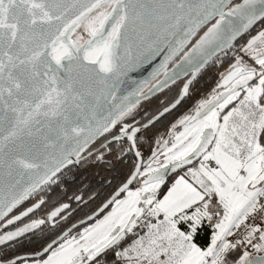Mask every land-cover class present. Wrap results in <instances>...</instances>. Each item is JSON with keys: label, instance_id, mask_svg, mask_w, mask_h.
<instances>
[{"label": "water", "instance_id": "water-1", "mask_svg": "<svg viewBox=\"0 0 264 264\" xmlns=\"http://www.w3.org/2000/svg\"><path fill=\"white\" fill-rule=\"evenodd\" d=\"M108 1L111 0H0V220L39 190L54 173L104 150L113 139L80 157L119 116L189 76L169 106L131 130L130 145L137 162L127 181L72 230L99 216L139 177L143 160L135 135L175 111L209 62L249 36L264 20V0H242L233 7L236 0H117L95 35L77 49L75 42L68 43L69 55L55 63L50 58L51 49ZM119 22L110 50V69L104 74L98 64L86 63L82 56L88 43L103 44ZM263 35L264 30L250 36L229 69L240 66ZM255 80L256 77L248 79L232 92ZM228 96L229 92L222 94L197 117L205 116ZM185 122L181 121L178 127ZM215 136L214 127L207 126L189 154L150 172L140 184L160 182V185L144 197H154L169 178L199 162ZM263 182L264 170L254 186ZM29 213L8 220L6 226ZM124 235L125 230L105 249ZM50 247L17 260L40 257ZM247 264H264V251L251 255Z\"/></svg>", "mask_w": 264, "mask_h": 264}, {"label": "crops", "instance_id": "crops-1", "mask_svg": "<svg viewBox=\"0 0 264 264\" xmlns=\"http://www.w3.org/2000/svg\"><path fill=\"white\" fill-rule=\"evenodd\" d=\"M263 87L264 74L253 87H245L241 97L233 100V106L227 105L226 111L221 113L223 123L219 125L210 148L211 157L202 159L175 176L164 196L154 203H148L149 219L140 227L142 232L123 249L122 256L127 264H247L250 256L243 247H229L226 238L232 227L253 209L262 184L254 186L264 170V159L257 153L262 147L258 143L256 157L250 158L249 169L246 168L249 172H245L244 182L238 186V176L243 171L245 160L242 144L227 145L226 142L234 143L231 134L242 130L238 122L242 123L251 109L248 102L250 88H260L261 91ZM256 113L262 114L264 123V104H257ZM261 125H258V130ZM263 127L259 130L258 142ZM236 152L238 157L231 160ZM206 166L211 170L207 171ZM214 175L221 184L215 189L212 185ZM217 204L221 210L219 220L213 226L210 245L201 249L193 242L195 231L192 225L198 220V214L202 215L200 221H210L211 209L216 208ZM180 221L187 222L186 231L180 228ZM263 251L264 242L260 253Z\"/></svg>", "mask_w": 264, "mask_h": 264}, {"label": "flooded vegetation", "instance_id": "flooded-vegetation-1", "mask_svg": "<svg viewBox=\"0 0 264 264\" xmlns=\"http://www.w3.org/2000/svg\"><path fill=\"white\" fill-rule=\"evenodd\" d=\"M237 1L238 0L234 2L232 7L242 2V0L239 2ZM213 24L214 22L212 23V25ZM206 29L207 28L203 29L197 36L200 37L206 31ZM262 30H264L263 22L257 25L250 32L249 36L245 37L246 40L250 36H254L256 33ZM197 36L193 39L192 43L186 49V51L199 39V37L197 38ZM261 42H264V35L249 50V55L245 57L242 60L241 65L238 66L244 70L243 73H248L250 71H253L252 70L253 67H255V65H259V63H256V61L254 62L252 58L253 57L255 58L257 57V55H259L257 52H261L262 49L260 45ZM80 45L81 44L78 43L74 44L76 49L79 48ZM185 52L182 53V55L178 59H176L169 68L174 66L179 61V59L185 54ZM206 69L209 70L211 68H206ZM231 71L232 69H229V67L227 69H224V73H223L224 75L222 80ZM200 75L197 76L195 81L200 78ZM188 78L189 76H186L185 78L178 80L181 81L180 90ZM158 80L159 78L156 79L151 84V86L155 84ZM195 81L192 83V85L195 83ZM242 83L244 82L239 83V85ZM243 89L244 88L240 90ZM233 90L225 91L222 94L229 92V96H230L231 94L235 93L232 92ZM220 96H217L215 99L212 97L210 101L205 105L199 104L197 111L195 113L196 115L195 118L197 119L198 118L197 116L211 102H213ZM139 103L134 107H132L131 109H129L128 111H126L125 113H123L113 122L112 126L105 131L107 132V136H108L107 139H105L102 143H100L98 147H100L103 143H105L110 139H113V142L116 143H119L121 140H127L130 142V139L132 138L130 137L131 130L135 127H140L147 122L146 121L143 124H138L137 121H131L138 112ZM189 121L190 119L186 120V122ZM181 130L182 127H178L177 125V127L173 131L168 129L165 132V136L167 137L164 144L163 152L167 148L166 147L167 145L170 146L171 145L170 143H173V139H175V137L178 136ZM196 131L197 133L194 132V135L196 136L197 134H199V140H200V136L203 129L202 130L196 129ZM142 132L135 135L134 139L136 142L141 141ZM168 137H170V139ZM113 142H111L109 145H111ZM109 145L106 148H108ZM97 148L83 151L80 157L87 155L88 153L96 150ZM163 152L160 155H158V157L152 160V162L148 167L150 168L149 172L144 173L145 177L150 172L168 164V163L165 164L161 163V156ZM177 159L178 158L176 157V160ZM143 172L140 171L139 177L144 175ZM67 176H72V174H64L63 177L59 175L52 182L49 181L50 182L49 185L40 188L36 192L30 194L23 202H21L8 215H6L4 218L0 220V264H5L7 262L17 260L18 258L21 257L37 255L41 253L48 245H51V247L44 255L37 258H23L21 260H17L13 264H123L122 253L124 248L123 249L120 248V243L127 235H129L128 229L130 228L131 223L134 221V216L131 217V219H129L127 223L123 225L121 224L120 219L117 220L114 219L112 220L111 223H109L108 214L110 212L112 205L114 204L113 203L108 209L103 211L99 216H97L93 220L72 230V227L74 225H76L80 221L92 215L102 205H100L92 213L82 217V213L77 212V203L82 201L84 198L80 195H77V193H75L74 191H72V187L65 186V184H67L68 182L66 180ZM152 184H156L155 187L153 188V192H155L156 189L159 187L160 182L152 183ZM140 187L143 186L140 185ZM152 198L154 199V197ZM142 207L143 210L145 211L149 208V204L144 202L142 203ZM26 211H30V213L26 217H24L22 220H19L16 223L9 224L8 226H6V222L8 220L12 218H16L18 215ZM124 230H125L124 237L121 238L114 246L105 249Z\"/></svg>", "mask_w": 264, "mask_h": 264}, {"label": "trees", "instance_id": "trees-1", "mask_svg": "<svg viewBox=\"0 0 264 264\" xmlns=\"http://www.w3.org/2000/svg\"><path fill=\"white\" fill-rule=\"evenodd\" d=\"M239 1L241 0L237 2ZM262 22L264 23V20ZM78 32V35L82 34L83 39L81 41L78 40L77 35L73 40L75 43L83 44L89 39V36L84 33L82 28L79 29ZM198 37L199 36H197V38ZM240 42L244 45L246 38H243ZM235 58L236 57L225 61L220 67L204 70L200 78L197 79L189 89L188 96L183 103L175 111L166 115L156 124L142 132L141 141L136 142L137 150L140 151L143 160L141 172L147 169L152 160L163 152L167 137L165 136V132L168 129L173 131L180 121L188 120L193 117L199 104L205 105L210 101L214 95V90L220 87L224 69H227L229 65L234 62ZM255 58H252L254 62ZM260 68V65H255L252 70L256 71ZM258 79L259 77H256L253 84H255ZM180 87L181 81H176L169 87L161 90L157 95L142 100L138 105L139 109L136 116L131 121H137L138 124H143L151 119L176 99ZM233 104L234 103H231L230 107L233 106ZM259 104H264V90L260 97ZM107 137V132L100 134L87 148H85V150L97 148ZM168 138L170 139V137ZM260 144L264 146V128L260 135ZM136 162L137 159L130 142L121 140L119 143L113 142L108 148L94 157L83 162L72 164L71 167H68L59 175L63 177L64 174H72V176L66 177L68 182L65 186L72 187V191L84 198L77 203V212L82 213V217H84L95 211L127 181L136 166ZM181 173L182 171L173 175L168 180L166 185L154 196V201L160 200L164 196L172 179ZM144 177L145 174L140 176L130 189L140 187V182ZM211 211V220L209 222H202L193 234V242L201 249H205L210 245L213 226L219 220L221 214L218 204L216 208L211 209ZM180 228L184 231L187 230L182 224H180ZM140 232H142V230H138L137 235ZM137 235H127L121 241L120 248H125Z\"/></svg>", "mask_w": 264, "mask_h": 264}, {"label": "rangeland", "instance_id": "rangeland-1", "mask_svg": "<svg viewBox=\"0 0 264 264\" xmlns=\"http://www.w3.org/2000/svg\"><path fill=\"white\" fill-rule=\"evenodd\" d=\"M117 0H111L106 2L104 5H102L100 8L95 10L91 13L89 17H87L84 22L79 26L74 33L71 35L70 39L71 42H74V37L78 35V30L83 29L84 33L89 36L90 38L95 35L97 30L103 25L105 18L108 16L109 12L111 11L113 5L116 3ZM119 24L113 29L109 37L103 42V44L108 49H112L113 43L115 40V37L118 33ZM78 32V33H77ZM78 40H82L83 36L82 34L78 35ZM262 49L261 52H257L259 55H257V58H255L256 63H259V65H262V68L256 71H250L248 73H243V69L240 67L232 69L230 73L227 74V76L221 81L220 87L218 89L214 90V95L212 96L214 99L217 96H220L225 91H231L235 89L239 83L248 81V78L251 77H259L264 74V42L260 43ZM254 84L248 85L247 87H253ZM250 94L248 97V102L251 105V109L248 112V114L245 116L244 120L239 121L238 124L241 126V131L236 132L235 135L231 134L230 137H232L233 141L226 142L227 145H234L241 146V150H243V155L245 157L244 160V167L243 171L238 176L237 185L240 186L241 183L244 182V174L245 172L248 173L249 166H250V158L256 157V150H258L257 145L260 144V136H259V142L257 140V136L259 134L260 128L264 125L262 114L256 113L257 110V104L259 103L260 97L262 95V92L264 90L260 91V88H250ZM245 92V90H240L238 92H235L231 94L229 97L226 98L225 101H223L220 105H218L216 108L212 109L209 113H207L205 116L200 117V119H196V115L190 118L189 122H185V124L182 126V130L178 134V136L173 139V143H170L171 145H167L165 151L163 152L161 156V163H170L174 160H176V157L178 159L186 156L189 154L198 144L199 137L197 135H194V132L197 133V130H202L206 128L207 126L212 125L215 130V134L218 130V127L220 124L223 123L222 120H220L221 113L223 111H226L227 105H231L233 100H237L239 97H241V94ZM258 100V102H257ZM257 102V104H255ZM255 104V107L253 108V105ZM255 110V111H254ZM180 123V122H179ZM262 124L257 129L258 125ZM264 128V127H263ZM262 133V131H261ZM261 135V134H260ZM261 145V144H260ZM262 147L261 151H258L257 153L260 155L261 159H264V146ZM238 150V149H237ZM211 157L210 150L202 157V159H209ZM238 157L237 152L235 155L231 156V160H235ZM241 157V156H240ZM201 159V160H202ZM200 160V161H201ZM72 164L68 165L66 168H64L61 172L56 174L50 182H52L56 177L59 176V174L63 173L65 169L68 167H71ZM191 168V167H190ZM206 166L207 171H210L211 169ZM189 168L183 170L184 172L187 171ZM150 168L145 169L144 173L149 172ZM182 171V172H183ZM212 185L213 189L219 188L221 186L217 175L213 176ZM46 184L43 187H46ZM156 184H150L139 188H132L126 191V193L116 200L114 204L112 205L110 212L108 214L109 223L112 222L114 219H120L121 224L127 223L131 217L134 216V221L131 223L130 228L128 229L129 235H137L138 230H140V227L149 219V213L148 210H143L142 203H154L153 198H144V195L146 192L153 193V188ZM144 212V214H143ZM202 218L201 214H198L197 219L195 220V224L192 225L193 231H195L205 220L200 221ZM211 220V218H210ZM209 222V221H206ZM180 224L185 225L187 222H179ZM136 229V230H135ZM192 231V232H193ZM130 244V243H129ZM123 264H127V261L122 259Z\"/></svg>", "mask_w": 264, "mask_h": 264}, {"label": "built area", "instance_id": "built-area-1", "mask_svg": "<svg viewBox=\"0 0 264 264\" xmlns=\"http://www.w3.org/2000/svg\"><path fill=\"white\" fill-rule=\"evenodd\" d=\"M243 43L229 46L209 62L207 68L220 67L225 61L238 56ZM140 152V151H139ZM264 242V183L259 186L251 213L236 223L226 238L229 247H243L249 256L260 253Z\"/></svg>", "mask_w": 264, "mask_h": 264}, {"label": "bare ground", "instance_id": "bare-ground-1", "mask_svg": "<svg viewBox=\"0 0 264 264\" xmlns=\"http://www.w3.org/2000/svg\"><path fill=\"white\" fill-rule=\"evenodd\" d=\"M75 30H73L70 35L64 39H61L58 41V43L51 49L50 51V58L55 62L59 63L61 59H64L69 55V50L67 48V44L71 42V35L74 33ZM110 49L106 48L104 44L101 45H95L92 43H88L86 46L84 53H83V60L86 63H95L98 64V69L101 73H108L109 72V58H110ZM62 170H59L58 172L54 173L52 176H50L42 185L45 186L49 183V181L59 172ZM26 199V198H25ZM24 199V200H25ZM22 200L21 202H23ZM20 202V203H21Z\"/></svg>", "mask_w": 264, "mask_h": 264}]
</instances>
